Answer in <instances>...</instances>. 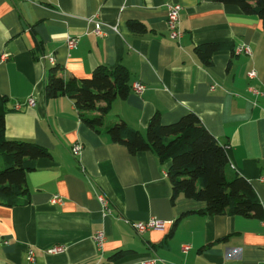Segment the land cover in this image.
Listing matches in <instances>:
<instances>
[{
	"label": "crops",
	"instance_id": "obj_1",
	"mask_svg": "<svg viewBox=\"0 0 264 264\" xmlns=\"http://www.w3.org/2000/svg\"><path fill=\"white\" fill-rule=\"evenodd\" d=\"M175 3L181 5L179 39L167 27V7ZM68 36L77 39L73 47ZM205 43L233 49L213 52L206 65L194 52ZM118 64L128 70L130 89L111 102L99 132L80 120L67 95L45 97L53 66L63 77L82 78L98 65ZM135 82L144 86L141 93L131 88ZM0 95L5 138L48 152L26 174L29 202L0 200V264H141L152 257L156 264H264V218L208 215L200 212L205 202L182 195L172 202L170 161L152 151L131 154L106 132L121 119L146 137L153 114L169 124L193 112L226 145L228 177H245L264 207V23L258 16L213 0H0ZM150 217L162 229L139 233L132 226ZM97 231L105 234L101 248ZM183 245L190 247L185 253ZM54 246L63 251L49 252Z\"/></svg>",
	"mask_w": 264,
	"mask_h": 264
},
{
	"label": "trees",
	"instance_id": "obj_2",
	"mask_svg": "<svg viewBox=\"0 0 264 264\" xmlns=\"http://www.w3.org/2000/svg\"><path fill=\"white\" fill-rule=\"evenodd\" d=\"M213 1L236 6L242 13L256 15L264 23V0ZM133 29L144 30L135 23ZM224 47L233 49L230 45L205 43L196 46L194 52L209 65L213 52ZM129 89V73L122 64L113 68L98 65L89 76L82 78L63 77L53 66L46 77L44 94L46 98L67 95L73 100L80 120L99 132L111 102L126 97ZM4 101L5 97L0 95V200L15 206L29 202L26 174L34 168L35 159L47 156L48 152L30 141L5 138ZM106 132L113 142L125 145L131 154L152 151L160 161H170L167 177L172 202L182 195L205 202L200 212L208 215L264 218V207L251 183L238 173L228 177L226 145L218 142L195 113L189 112L169 124H163L155 113L148 120L146 137L121 119L108 126ZM122 254L119 251L111 257Z\"/></svg>",
	"mask_w": 264,
	"mask_h": 264
},
{
	"label": "built area",
	"instance_id": "obj_3",
	"mask_svg": "<svg viewBox=\"0 0 264 264\" xmlns=\"http://www.w3.org/2000/svg\"><path fill=\"white\" fill-rule=\"evenodd\" d=\"M181 11V5L178 3L175 4H170L167 7V27L169 31V35L172 39H179L181 36V30L179 29V14ZM94 33L97 35L102 34L100 25L99 23H96V27L94 29ZM77 42V39L75 37H67V44L69 47H73ZM49 61L53 64L54 59L52 57H48ZM255 76V71L251 70L248 73V77H254ZM131 88L134 90L136 93H141L144 86L139 83L135 82L131 85ZM27 104L28 105H33L34 101L33 99H27ZM81 145L79 143L75 144L72 147V153L74 155H77L80 152ZM100 203L105 206L107 201L106 198L102 195L98 197ZM53 202H61V198L58 196H55L52 198ZM132 226L138 231L139 233H142L146 230H152V229H162L163 227V222L160 219H157L155 217H150L149 219L145 221H135L132 223ZM105 240V234L102 231H97L94 234V242L96 243L98 248H101V245L103 244V241ZM189 245H183L182 250L183 252H187L189 250ZM63 251V247L61 246H54L49 249V252L53 253H59ZM28 258L30 260H33V251L29 250L28 251ZM159 260V258L152 257V258H147L141 261V264H156V262Z\"/></svg>",
	"mask_w": 264,
	"mask_h": 264
}]
</instances>
